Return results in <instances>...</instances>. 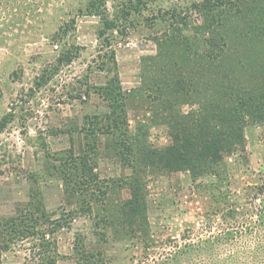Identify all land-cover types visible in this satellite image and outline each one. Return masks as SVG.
<instances>
[{"label":"rangeland","instance_id":"374dc122","mask_svg":"<svg viewBox=\"0 0 264 264\" xmlns=\"http://www.w3.org/2000/svg\"><path fill=\"white\" fill-rule=\"evenodd\" d=\"M138 1L0 0V223L18 217L27 232L0 264H131L136 241L123 228L117 240L106 224L135 187L154 232L178 238L199 226L197 201L207 198L193 191L192 174L153 163L222 91L189 89L191 44L210 55L205 29L218 13L212 0H156L141 11ZM249 48L255 55L225 61L241 73L227 87L247 81L235 110L248 160L223 165L237 191L264 172V46ZM99 250L105 260L89 254Z\"/></svg>","mask_w":264,"mask_h":264},{"label":"trees","instance_id":"16d2710c","mask_svg":"<svg viewBox=\"0 0 264 264\" xmlns=\"http://www.w3.org/2000/svg\"><path fill=\"white\" fill-rule=\"evenodd\" d=\"M155 1H138V10L148 8V4ZM221 1L210 2L209 10H217L218 13L213 24L205 29L207 37L204 40L210 55L200 58L199 48L191 44L195 51L190 59L193 70L189 89L192 84L207 90L216 85L222 91L215 93V100H206L201 105L200 115L203 117L194 115L190 119V125L199 126V131L194 133L190 125H184L181 129L184 134H173V143L161 151L156 156V163H153L172 173L192 174L193 191H197L198 195L203 193L199 197L207 198L197 201L202 210L198 214L201 221L198 227H189L178 238L154 232L148 201L145 196L135 193L138 188H133L134 195L122 205L124 209L111 215L112 223L106 224L118 237L117 240L123 232L136 241L129 248L139 255L131 259V264H264V172L259 173L255 180L242 181L244 185L237 191L233 188L235 173L226 165L223 167L232 156L248 160L243 132L245 122L241 123L235 110L236 100H239L236 93L244 92L247 81L232 90L227 87L224 82L237 81L241 73H231L225 61L232 59L233 54L251 52L255 55L249 47L259 43L264 46V0ZM211 35L221 43H215ZM199 37L190 35L187 40L194 43L200 40ZM197 58L202 59L203 65L194 63ZM260 67L258 65L253 71ZM261 82H264V76L260 79L262 88ZM186 83L187 76H184L181 78V90L186 89ZM204 94L201 90L200 95ZM205 99L203 97V101ZM237 147L240 148L238 155L235 154ZM30 213L27 209L22 216L29 219ZM19 224L22 226L18 217L0 223V260L2 251L9 250L10 243L13 244L17 238L25 239L27 232L21 233ZM120 228H123L122 232ZM89 254L105 260L103 250Z\"/></svg>","mask_w":264,"mask_h":264}]
</instances>
